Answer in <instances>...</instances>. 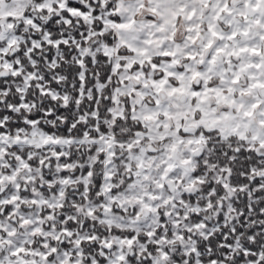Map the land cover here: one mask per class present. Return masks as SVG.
Instances as JSON below:
<instances>
[{"label":"snow or ice","instance_id":"1","mask_svg":"<svg viewBox=\"0 0 264 264\" xmlns=\"http://www.w3.org/2000/svg\"><path fill=\"white\" fill-rule=\"evenodd\" d=\"M0 264H264V0H0Z\"/></svg>","mask_w":264,"mask_h":264}]
</instances>
